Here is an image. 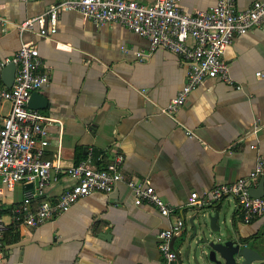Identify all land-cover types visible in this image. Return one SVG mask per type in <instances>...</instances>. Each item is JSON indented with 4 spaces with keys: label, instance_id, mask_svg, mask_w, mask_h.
Returning a JSON list of instances; mask_svg holds the SVG:
<instances>
[{
    "label": "crops",
    "instance_id": "crops-1",
    "mask_svg": "<svg viewBox=\"0 0 264 264\" xmlns=\"http://www.w3.org/2000/svg\"><path fill=\"white\" fill-rule=\"evenodd\" d=\"M54 1L0 0V13L11 21L0 26V72L23 41H33L50 74L39 91L49 100L41 111L57 120L47 128L46 157L64 169L91 152L99 165L117 163L125 175L148 181L177 207L185 224L196 213L187 205L192 192L202 196L216 184L250 174L258 152L264 154V23L235 35L224 53L234 84L208 79L172 117L162 109L187 80L188 65L180 56L158 48L140 59L136 52L149 50L146 37L118 23L97 25L74 10L60 14L52 38L15 28L13 22L44 13ZM254 1L237 0V5ZM181 3L196 12L211 9L217 0ZM9 109L10 102L2 101L0 126ZM74 182L63 174L47 186L46 195L55 197ZM28 187L0 183L2 221L18 234L11 242L2 237L0 264H164L158 233L176 217L161 215L153 204L135 205L125 182L109 193L94 191L35 227L13 218ZM217 205L234 206L232 218L243 236H264V215L247 224L234 198Z\"/></svg>",
    "mask_w": 264,
    "mask_h": 264
},
{
    "label": "built area",
    "instance_id": "built-area-1",
    "mask_svg": "<svg viewBox=\"0 0 264 264\" xmlns=\"http://www.w3.org/2000/svg\"><path fill=\"white\" fill-rule=\"evenodd\" d=\"M69 10L80 12L97 25L118 23L146 37L149 50L137 51L140 59L163 48L187 63L184 86L162 109L172 117H176L192 91L208 79L220 78L234 84L224 53L235 35L245 34L264 23V1L260 0L244 8L238 7L237 0H217L211 9L196 12L185 9L181 0H154L147 4L136 0H55L44 13L13 24L20 33L30 31L52 38L57 32L60 14ZM9 23L11 21L0 13V26L6 27ZM9 61L16 64V76L12 87L0 88V104L10 102L9 112L0 126V183L9 189L18 182L30 185L23 202L14 208V221L30 227L41 225L68 211L80 198L94 191L112 192L120 182H125L134 193L135 205L153 204L161 215L176 217L158 233L164 264H176L178 254L171 243L185 227L179 209L148 181L125 175L117 163L104 166L95 163L92 152L87 159L66 169L46 157L50 143L47 128L57 120L30 108L28 102L34 91H40L50 82L49 71L44 68L39 48L33 41H23L14 57L2 62L1 66ZM63 174L75 182L55 197L46 195L47 186ZM260 179L264 180V154L258 152L256 164L248 176L216 184L202 196L194 191L187 205L201 208L232 197L242 220L252 223L264 215V191L260 197L251 194ZM5 231L6 225L0 215V244Z\"/></svg>",
    "mask_w": 264,
    "mask_h": 264
},
{
    "label": "water",
    "instance_id": "water-1",
    "mask_svg": "<svg viewBox=\"0 0 264 264\" xmlns=\"http://www.w3.org/2000/svg\"><path fill=\"white\" fill-rule=\"evenodd\" d=\"M0 76L6 87H12L16 64L6 63ZM48 104V98L39 91H34L28 102L30 108L38 110L46 109ZM263 191L264 180L260 179L251 194L260 197ZM230 222L231 227L225 228V212L217 203L196 208L182 232L172 239L180 264H264V254L251 245L250 237L239 233L235 219Z\"/></svg>",
    "mask_w": 264,
    "mask_h": 264
},
{
    "label": "trees",
    "instance_id": "trees-1",
    "mask_svg": "<svg viewBox=\"0 0 264 264\" xmlns=\"http://www.w3.org/2000/svg\"><path fill=\"white\" fill-rule=\"evenodd\" d=\"M5 211L1 210L0 214H4ZM15 227L11 226L10 229L6 230L3 235V241L5 242H11L12 240H16L18 237V234L14 232Z\"/></svg>",
    "mask_w": 264,
    "mask_h": 264
},
{
    "label": "flooded vegetation",
    "instance_id": "flooded-vegetation-1",
    "mask_svg": "<svg viewBox=\"0 0 264 264\" xmlns=\"http://www.w3.org/2000/svg\"><path fill=\"white\" fill-rule=\"evenodd\" d=\"M251 245L256 247L261 253L264 254V236L257 235L256 237H253Z\"/></svg>",
    "mask_w": 264,
    "mask_h": 264
},
{
    "label": "rangeland",
    "instance_id": "rangeland-1",
    "mask_svg": "<svg viewBox=\"0 0 264 264\" xmlns=\"http://www.w3.org/2000/svg\"><path fill=\"white\" fill-rule=\"evenodd\" d=\"M235 211L234 209V206L232 205V207H230V209L227 207L224 212H225V224H224V227L225 228H230L231 227V218L233 216V212ZM207 220H208V217H207Z\"/></svg>",
    "mask_w": 264,
    "mask_h": 264
}]
</instances>
